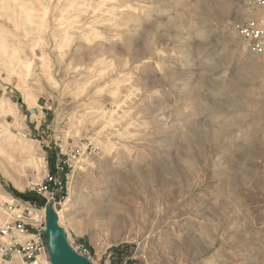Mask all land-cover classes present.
Returning a JSON list of instances; mask_svg holds the SVG:
<instances>
[{
    "label": "rangeland",
    "instance_id": "374dc122",
    "mask_svg": "<svg viewBox=\"0 0 264 264\" xmlns=\"http://www.w3.org/2000/svg\"><path fill=\"white\" fill-rule=\"evenodd\" d=\"M263 14L255 0H0V227L24 213L45 229L52 212L96 262L264 264V56L239 34ZM47 175L65 181L59 202L36 193ZM110 199L117 229L89 224Z\"/></svg>",
    "mask_w": 264,
    "mask_h": 264
},
{
    "label": "built area",
    "instance_id": "2783aa9c",
    "mask_svg": "<svg viewBox=\"0 0 264 264\" xmlns=\"http://www.w3.org/2000/svg\"><path fill=\"white\" fill-rule=\"evenodd\" d=\"M256 9L264 13V0H255ZM239 34L245 42L247 48L264 56V14L257 16L253 20H248L239 27ZM56 165L57 173L63 175L67 170L66 166ZM65 181L62 177L56 178L46 176L43 184L37 189V194L46 199L47 202H59L64 197ZM28 216L24 213L17 216L15 220L6 223L0 227V238L7 236V241L0 240V259L5 264L17 257L22 264H50L48 249L46 247V237L44 227L40 222L28 223ZM69 244L74 250L85 257L91 264H112L110 256H107L102 262L94 261L90 254L81 247H76L72 240ZM9 260V261H8ZM118 264H136L135 262H122Z\"/></svg>",
    "mask_w": 264,
    "mask_h": 264
},
{
    "label": "water",
    "instance_id": "95a60500",
    "mask_svg": "<svg viewBox=\"0 0 264 264\" xmlns=\"http://www.w3.org/2000/svg\"><path fill=\"white\" fill-rule=\"evenodd\" d=\"M44 235L50 264H91L71 247L63 231L57 226V217L52 212L48 215Z\"/></svg>",
    "mask_w": 264,
    "mask_h": 264
},
{
    "label": "bare ground",
    "instance_id": "6f19581e",
    "mask_svg": "<svg viewBox=\"0 0 264 264\" xmlns=\"http://www.w3.org/2000/svg\"><path fill=\"white\" fill-rule=\"evenodd\" d=\"M11 1V0H10ZM15 2V1H14ZM7 3V2H6ZM13 3V2H12ZM16 3V2H15ZM20 11H21V20H22V25L24 26H32L33 24V15H32V10L31 9H28V8H25L24 6H21L20 7ZM24 31V30H23ZM34 32V31H33ZM31 34V33H30ZM7 47L5 44H1L0 42V53L1 52H4L5 53H8L7 51ZM9 49V48H8ZM17 49H14L12 51V54H16L17 53ZM34 51V50H33ZM11 52V51H10ZM3 55V54H2ZM16 58V56H14ZM22 61V60H21ZM21 63V62H20ZM18 63V64H20ZM26 63V61L24 62V64ZM23 64V63H22ZM21 64V65H22ZM24 66V65H22ZM28 66H24L25 69L28 70ZM23 69V70H25ZM28 72V71H27ZM28 76V75H27ZM122 182V181H121ZM99 201V200H98ZM102 202V201H101ZM90 208V207H89ZM116 208H118V205L116 203L115 200H111L109 201V206H108V209L105 208L104 206H102L101 203H96L95 205L92 206V211H91V217H93V220L89 222V224H92V225H96L97 228H99L100 230L103 228V227H106V228H112L113 231L117 229V221L119 220L118 219V214H117V210ZM88 214V213H87ZM92 219V218H91ZM0 221L1 220V216H0ZM6 224V223H5ZM4 224V225H5ZM3 225V226H4ZM72 247V246H71ZM73 248V247H72ZM74 249V248H73ZM71 250V249H69ZM71 252H73V250H71ZM17 258V257H15Z\"/></svg>",
    "mask_w": 264,
    "mask_h": 264
},
{
    "label": "trees",
    "instance_id": "16d2710c",
    "mask_svg": "<svg viewBox=\"0 0 264 264\" xmlns=\"http://www.w3.org/2000/svg\"><path fill=\"white\" fill-rule=\"evenodd\" d=\"M16 196L25 202H30V203L32 202L33 204L41 203V201H42V200H40V198H36L34 196H30V195H26V194L16 193Z\"/></svg>",
    "mask_w": 264,
    "mask_h": 264
}]
</instances>
